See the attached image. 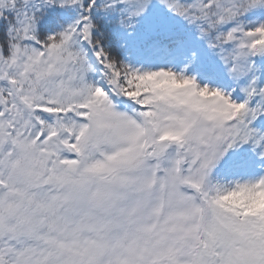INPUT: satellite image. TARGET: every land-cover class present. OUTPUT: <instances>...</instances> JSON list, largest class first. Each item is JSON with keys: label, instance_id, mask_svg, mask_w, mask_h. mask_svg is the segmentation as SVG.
Listing matches in <instances>:
<instances>
[{"label": "snow or ice", "instance_id": "1", "mask_svg": "<svg viewBox=\"0 0 264 264\" xmlns=\"http://www.w3.org/2000/svg\"><path fill=\"white\" fill-rule=\"evenodd\" d=\"M0 264H264V0H0Z\"/></svg>", "mask_w": 264, "mask_h": 264}]
</instances>
